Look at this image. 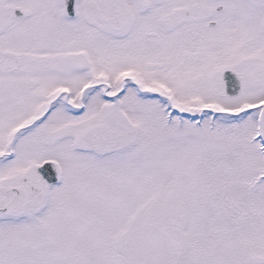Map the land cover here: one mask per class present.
Segmentation results:
<instances>
[{
	"label": "snow or ice",
	"instance_id": "snow-or-ice-1",
	"mask_svg": "<svg viewBox=\"0 0 264 264\" xmlns=\"http://www.w3.org/2000/svg\"><path fill=\"white\" fill-rule=\"evenodd\" d=\"M0 264H264V0H0Z\"/></svg>",
	"mask_w": 264,
	"mask_h": 264
}]
</instances>
